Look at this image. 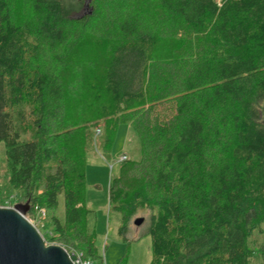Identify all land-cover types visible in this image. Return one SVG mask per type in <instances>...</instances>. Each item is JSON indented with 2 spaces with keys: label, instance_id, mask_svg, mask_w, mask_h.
I'll return each mask as SVG.
<instances>
[{
  "label": "trees",
  "instance_id": "trees-1",
  "mask_svg": "<svg viewBox=\"0 0 264 264\" xmlns=\"http://www.w3.org/2000/svg\"><path fill=\"white\" fill-rule=\"evenodd\" d=\"M167 101L170 123L152 127L148 114ZM121 124L139 158L110 177L108 205L120 234L149 211L148 264H253L264 0H0V206L27 200L25 217L44 211L47 244L102 264L86 159L108 157ZM257 252L264 264V240Z\"/></svg>",
  "mask_w": 264,
  "mask_h": 264
},
{
  "label": "rangeland",
  "instance_id": "rangeland-1",
  "mask_svg": "<svg viewBox=\"0 0 264 264\" xmlns=\"http://www.w3.org/2000/svg\"><path fill=\"white\" fill-rule=\"evenodd\" d=\"M83 13H90V8L87 5L83 9ZM35 62L38 65L46 63V55L42 54ZM173 112L174 108L171 102L167 101L161 104L157 111L148 114L151 120V126L161 127L163 124L168 125L170 123L168 117ZM108 153L109 156L107 157L103 155L101 150L92 151L86 159L85 170V200L88 208L95 212L96 243L100 249L99 252L103 260L102 264H120L124 260L125 264H148L151 259V239L147 235L149 211H141L135 214L127 225L126 231L120 234V214L110 209L108 205L110 177L116 172L117 167L123 160L127 158L136 160L139 158V139L130 125L129 127L126 124L118 126L114 141ZM1 159V163L4 165L3 152ZM3 165L0 167V187L4 188L2 191L5 192L6 174ZM10 198L13 199V197ZM26 201L15 198L14 201L9 202L7 205L4 203V206L12 207L14 204H24ZM60 204L62 207V197L60 198ZM26 218L37 229L42 226V217L39 218L35 213L29 214ZM136 218H143L144 221L140 225H135L133 221ZM263 240L264 235L259 233H254L249 239V247L255 250L252 259L253 264H262L257 248ZM45 244L59 245L56 243L47 244L46 242ZM68 254L71 256L72 252Z\"/></svg>",
  "mask_w": 264,
  "mask_h": 264
},
{
  "label": "water",
  "instance_id": "water-1",
  "mask_svg": "<svg viewBox=\"0 0 264 264\" xmlns=\"http://www.w3.org/2000/svg\"><path fill=\"white\" fill-rule=\"evenodd\" d=\"M29 202L0 207V264H73L60 245H46L38 229L25 217ZM143 218L133 223L140 225Z\"/></svg>",
  "mask_w": 264,
  "mask_h": 264
},
{
  "label": "built area",
  "instance_id": "built-area-1",
  "mask_svg": "<svg viewBox=\"0 0 264 264\" xmlns=\"http://www.w3.org/2000/svg\"><path fill=\"white\" fill-rule=\"evenodd\" d=\"M99 133H100V130L97 129L96 130V134H99ZM123 159H124V157H123ZM7 202L8 203H6V205L9 204V201H7ZM0 207H6V206H0ZM39 216L40 217H44V211L43 210H40ZM70 259L73 262V264H92V262L90 260L83 259L82 256H81V254L80 253H77V252H72V254L70 256Z\"/></svg>",
  "mask_w": 264,
  "mask_h": 264
}]
</instances>
